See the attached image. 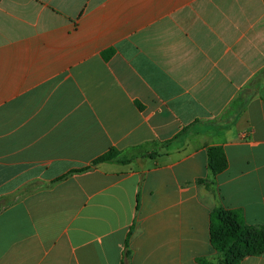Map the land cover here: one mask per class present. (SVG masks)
<instances>
[{
	"label": "crops",
	"instance_id": "0c3cea01",
	"mask_svg": "<svg viewBox=\"0 0 264 264\" xmlns=\"http://www.w3.org/2000/svg\"><path fill=\"white\" fill-rule=\"evenodd\" d=\"M218 209L264 230V0H0V264H216Z\"/></svg>",
	"mask_w": 264,
	"mask_h": 264
},
{
	"label": "trees",
	"instance_id": "16d2710c",
	"mask_svg": "<svg viewBox=\"0 0 264 264\" xmlns=\"http://www.w3.org/2000/svg\"><path fill=\"white\" fill-rule=\"evenodd\" d=\"M186 130L187 128L181 134ZM167 143L159 144L163 147ZM148 146H154L153 151H150L147 148ZM156 146V143H148L145 146L143 145L125 151L111 148L108 152L95 159L90 166L72 170L68 175L89 171L103 162L127 164L138 157H154L158 153ZM207 153L209 174L214 177L226 169L227 159L221 147H209ZM64 177L66 176L62 178ZM210 235L214 248L222 254V260L216 264H239L245 256L261 254L264 251V230L247 226L239 210H216L211 217ZM200 264L213 263L203 260Z\"/></svg>",
	"mask_w": 264,
	"mask_h": 264
}]
</instances>
